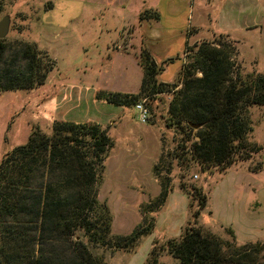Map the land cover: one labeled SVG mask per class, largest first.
Listing matches in <instances>:
<instances>
[{
    "label": "rangeland",
    "instance_id": "1",
    "mask_svg": "<svg viewBox=\"0 0 264 264\" xmlns=\"http://www.w3.org/2000/svg\"><path fill=\"white\" fill-rule=\"evenodd\" d=\"M192 1L191 6L188 0H126L121 6L110 0H0V18L9 17L4 41L35 43L42 69L48 67L41 84L0 92V158L24 143L33 128L49 133L54 119L95 121L111 140L97 183V199L110 215V233H129L142 222L143 215L152 222L151 231L139 238L133 250L94 245L84 237L99 264H143L151 247L159 250L166 240L179 238L183 228L192 223L191 212L197 202L179 184L187 190L199 188L214 201L222 169H201L178 147L181 136L165 124L169 94L143 98L150 117L141 122L133 105L107 103L96 98V93L137 92L142 76L137 56L142 48L161 67L158 79L173 81L185 45L219 34L234 46V73L264 75V0H222L226 11L222 20L215 17L217 0ZM143 3L156 9L158 20L139 23L137 15L146 8L138 13ZM260 107H248L252 128L246 138L250 142H254L253 128L259 131L264 122L259 119L264 114ZM161 154L160 174L171 190L158 208L143 212L142 205L153 201L159 192L152 169ZM207 219L209 211L203 209L192 224L198 226L197 220L203 224ZM203 229L222 242L230 240L224 228ZM259 241L263 243L256 257L264 264V239ZM158 264L179 262L160 249Z\"/></svg>",
    "mask_w": 264,
    "mask_h": 264
},
{
    "label": "trees",
    "instance_id": "2",
    "mask_svg": "<svg viewBox=\"0 0 264 264\" xmlns=\"http://www.w3.org/2000/svg\"><path fill=\"white\" fill-rule=\"evenodd\" d=\"M158 18L152 9L138 15L139 20ZM233 53V44L220 34L186 44L175 80L164 82L157 77L161 67L142 48L137 56L142 71L138 91L100 90L95 96L114 105H134L143 98L169 94L165 124L181 136L178 147L201 169H223L263 147L246 136L252 128L248 107L264 110V75L234 73ZM38 54L35 43H6L1 38L0 92L43 82L48 67L42 69ZM110 146V138L95 121L54 119L49 133L33 128L24 143L1 156L0 264H99L84 237L94 245L133 250L139 238L151 231L152 222L143 215L129 233H110L109 212L97 199L98 178ZM162 165L161 154L152 169L159 192L142 205L143 212L158 208L171 190L160 174ZM259 168V162L250 167ZM178 187L197 201L191 212L195 223L205 195L196 187L187 190L182 183ZM192 223L159 250L151 247L143 264H158L160 249L179 264H263L256 257L263 242L235 246L230 227L224 228L230 240L222 242Z\"/></svg>",
    "mask_w": 264,
    "mask_h": 264
},
{
    "label": "crops",
    "instance_id": "3",
    "mask_svg": "<svg viewBox=\"0 0 264 264\" xmlns=\"http://www.w3.org/2000/svg\"><path fill=\"white\" fill-rule=\"evenodd\" d=\"M110 1L119 2L123 6L126 0ZM216 2L215 17L222 20V17L226 16V11L222 10V0H217ZM192 4L193 1L188 0L187 5L192 6ZM143 7L156 11L155 8H152L153 6L147 7L143 3L138 13ZM206 14L208 16V13ZM144 20L147 21L145 24L150 23L147 19L139 20V23L142 24ZM156 63L158 64V62ZM259 119H262L263 122L264 114ZM259 121L258 124H260ZM252 141L263 146L262 149L244 160H236L230 163L221 170L217 176V179H219L218 184H221L219 192L216 194L214 201L211 202L209 195L206 196L204 194L205 204L200 209H207L209 211V220L207 219L203 224H199L197 220L198 226L207 228L210 231L214 230L213 227L221 229L230 227L238 243L264 239V122L259 131L258 128L256 131L253 128ZM258 162L260 163V168L258 170H251L250 167ZM260 175L261 177L259 178ZM249 195H251L250 206L247 204ZM207 206L209 209L206 208Z\"/></svg>",
    "mask_w": 264,
    "mask_h": 264
},
{
    "label": "built area",
    "instance_id": "4",
    "mask_svg": "<svg viewBox=\"0 0 264 264\" xmlns=\"http://www.w3.org/2000/svg\"><path fill=\"white\" fill-rule=\"evenodd\" d=\"M133 107L137 110V118L141 122H147L150 117V111L144 104L143 100L137 101ZM196 177V175H194Z\"/></svg>",
    "mask_w": 264,
    "mask_h": 264
},
{
    "label": "water",
    "instance_id": "5",
    "mask_svg": "<svg viewBox=\"0 0 264 264\" xmlns=\"http://www.w3.org/2000/svg\"><path fill=\"white\" fill-rule=\"evenodd\" d=\"M8 26H9V17L8 15H3L0 18V39L5 37V35L7 34Z\"/></svg>",
    "mask_w": 264,
    "mask_h": 264
}]
</instances>
